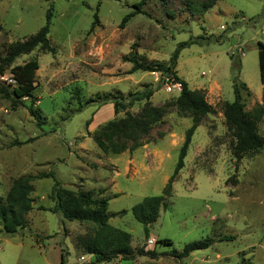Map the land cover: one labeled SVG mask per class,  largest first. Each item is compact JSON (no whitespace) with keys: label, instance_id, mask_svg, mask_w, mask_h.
I'll list each match as a JSON object with an SVG mask.
<instances>
[{"label":"rangeland","instance_id":"1","mask_svg":"<svg viewBox=\"0 0 264 264\" xmlns=\"http://www.w3.org/2000/svg\"><path fill=\"white\" fill-rule=\"evenodd\" d=\"M139 1L0 0L2 55L4 45L37 33L49 9L48 40L55 49L51 55L36 48L12 64L38 63L33 95L40 126L26 109L29 98H22L21 105L0 97V198L13 180L33 177L32 209L23 215L24 228L6 235L0 225V264H60L61 249L67 264L93 263L76 248H81L78 239L93 236L95 226L40 209L53 206L54 181L34 177L48 172L65 189L107 199L109 224L130 235L133 257L103 264H264V147L236 160L233 133L222 114L240 83L247 88H239L245 112L264 101L257 64V43L264 44V0H218L203 14L192 8L205 0H146L141 13L120 27ZM95 13L98 24L90 33ZM189 40L196 43L180 51L174 71L190 90L203 92L213 113L196 128L171 195L147 227L146 238L131 209L161 195L192 119L175 107L178 85L161 73L130 74L131 64L123 59L135 52L169 65L178 44ZM10 78L7 69L0 84L12 83ZM149 89L148 103L163 109L162 121L133 152L102 154L92 135L125 112L137 115L144 104L135 102L114 115L110 101ZM256 127L264 136V118ZM223 237L233 239L220 241ZM204 239H210L209 248L181 260L136 255L144 245L169 254ZM81 256L86 263H80Z\"/></svg>","mask_w":264,"mask_h":264},{"label":"trees","instance_id":"2","mask_svg":"<svg viewBox=\"0 0 264 264\" xmlns=\"http://www.w3.org/2000/svg\"><path fill=\"white\" fill-rule=\"evenodd\" d=\"M145 1L140 0L134 5L135 11L122 19L120 27H124L133 15L141 13V7ZM217 1L205 0L202 4H198L192 9L203 14L211 9ZM51 18V10L49 9L45 16V23L37 33L24 41L4 45L3 55L0 51V76H3L4 71L9 69L10 80L12 81L9 84H0V97L3 100L20 103L21 105L22 98H29L31 101L26 109L36 120L37 126L42 124L41 115L34 108L36 98L33 95L35 73L39 68L38 63L35 59H31L20 66L12 67V64L18 57L29 54L36 48L47 54L53 55L55 53V49L48 40ZM97 24L98 18L95 13L90 25V33ZM194 43H196L195 40L179 43L169 59V65L147 61L145 57L139 56L135 52L130 53L128 57L123 59L125 62L131 64L130 74L135 72L161 73L162 76L166 77L174 85H178L180 92L175 101V107L179 114L188 115L192 119L191 127L186 131L180 147L173 176L167 181L161 195L146 197L131 209L133 218L143 225L146 238L148 235L147 227L156 222L159 217V210L165 207V198L171 195L172 182L183 168L184 159L196 128L202 118L213 113L211 106L205 100L203 92L200 90H190L187 83L179 78L174 71L180 51ZM257 64L260 84L264 86V44L260 42L257 43ZM239 88L243 90L247 89L244 83H240L239 86L234 85V100L231 103H225L222 107L225 123L232 131L235 140L234 157L236 160H239L249 152L258 151L264 147V136L258 134L256 127V124L264 118V101L262 105H257L251 111L245 112ZM152 94L153 90L149 89L133 93L124 100L113 98V101H110L113 106L114 115L125 112L135 102L144 101V104L137 115L125 112L122 118L108 121L92 135L93 143L102 154L120 155L125 151L133 152L142 146L143 140L149 136L153 127L162 121L164 113L163 109L155 108L148 103ZM31 141L33 139H29L25 143ZM12 145H22V143L15 142ZM46 178H51L54 181L50 192L53 206L47 210L40 208L41 210L60 214L66 221L90 223L95 226L93 236L90 239H78V244L81 247L78 249L93 257L92 264L110 263L118 256L124 259L133 257V251L130 248V235L109 224L110 215L107 212V199L94 198L90 191L65 189L56 180L53 172L40 173L34 177V179L38 180ZM32 179L33 177H25L13 180L4 199L0 198V225L6 235H13L18 229L24 228L23 215L32 209L33 203L31 199L33 187L30 184ZM232 239V237H223L220 241ZM159 243L163 245L170 244L168 240H162ZM210 245V239H204L184 245L181 252L173 251L169 254H158L155 250L146 249L144 245L136 251V255L151 259L164 256L181 260L195 251L209 248ZM65 257L66 253L61 249L60 264H66Z\"/></svg>","mask_w":264,"mask_h":264},{"label":"built area","instance_id":"3","mask_svg":"<svg viewBox=\"0 0 264 264\" xmlns=\"http://www.w3.org/2000/svg\"><path fill=\"white\" fill-rule=\"evenodd\" d=\"M89 256V258H92V256L91 255H88ZM79 261H80V263H86L85 261V259H84V257L83 256H81L79 259H78ZM89 263V262H88ZM89 264H91V263H89ZM103 264V263H102Z\"/></svg>","mask_w":264,"mask_h":264},{"label":"crops","instance_id":"4","mask_svg":"<svg viewBox=\"0 0 264 264\" xmlns=\"http://www.w3.org/2000/svg\"><path fill=\"white\" fill-rule=\"evenodd\" d=\"M76 250H80V249L76 248ZM66 264H67V263H66Z\"/></svg>","mask_w":264,"mask_h":264}]
</instances>
